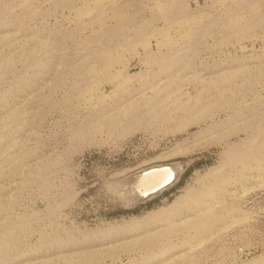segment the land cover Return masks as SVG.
<instances>
[{
    "label": "rangeland",
    "instance_id": "rangeland-1",
    "mask_svg": "<svg viewBox=\"0 0 264 264\" xmlns=\"http://www.w3.org/2000/svg\"><path fill=\"white\" fill-rule=\"evenodd\" d=\"M0 264H264V0H0Z\"/></svg>",
    "mask_w": 264,
    "mask_h": 264
},
{
    "label": "bare ground",
    "instance_id": "bare-ground-1",
    "mask_svg": "<svg viewBox=\"0 0 264 264\" xmlns=\"http://www.w3.org/2000/svg\"><path fill=\"white\" fill-rule=\"evenodd\" d=\"M152 167H162V168L160 170H157L153 173H148V174L141 176L139 178H138V176H136L134 179H131L130 181H128V185L131 184V187H128L129 188L128 194L126 196V200L128 203L131 204L133 202V200H135L134 192H132L134 190L133 188H137L139 192L146 194V193L152 191L153 189H155L156 187L160 186L161 184L166 183L167 180L168 181L171 180V183L167 187L164 188V189H167L172 184H174V182L178 178L179 169H178L177 165L157 164V165H153V166L148 167V168H152ZM148 168H146L144 170H147ZM144 170H142V171H144ZM169 172L171 173V178L166 179L168 177ZM111 189H112V187H111ZM164 189H162V190H164ZM162 190H160V192Z\"/></svg>",
    "mask_w": 264,
    "mask_h": 264
},
{
    "label": "water",
    "instance_id": "water-1",
    "mask_svg": "<svg viewBox=\"0 0 264 264\" xmlns=\"http://www.w3.org/2000/svg\"><path fill=\"white\" fill-rule=\"evenodd\" d=\"M161 168L162 167L148 168L147 170L141 171L138 174L130 177L128 181H130L131 179H134L136 176H138V178H139V177L144 176V175H146L148 173H153V172H155L157 170H160ZM170 183H171V180H169V181L167 180L166 183L161 184L160 186L156 187L155 189H153L152 191H150V192H148L146 194H143V193L139 192L137 188H133L134 190L132 192H134L135 200H133V202L131 204L133 205V204H136V203H141V202H143V201H145V200H147V199H149L151 197H154V196L158 195L159 193H161L163 191L162 189L167 187ZM128 186L131 187V184H129ZM160 190H162V191L160 192ZM164 190H166V189H164Z\"/></svg>",
    "mask_w": 264,
    "mask_h": 264
},
{
    "label": "snow or ice",
    "instance_id": "snow-or-ice-1",
    "mask_svg": "<svg viewBox=\"0 0 264 264\" xmlns=\"http://www.w3.org/2000/svg\"><path fill=\"white\" fill-rule=\"evenodd\" d=\"M170 178H171V173L169 172L168 177L166 179H170Z\"/></svg>",
    "mask_w": 264,
    "mask_h": 264
}]
</instances>
